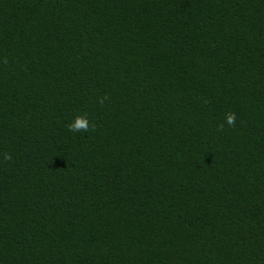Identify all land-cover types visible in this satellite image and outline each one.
I'll use <instances>...</instances> for the list:
<instances>
[{
    "label": "trees",
    "instance_id": "1",
    "mask_svg": "<svg viewBox=\"0 0 264 264\" xmlns=\"http://www.w3.org/2000/svg\"><path fill=\"white\" fill-rule=\"evenodd\" d=\"M5 152L0 264H264V0H0Z\"/></svg>",
    "mask_w": 264,
    "mask_h": 264
},
{
    "label": "clouds",
    "instance_id": "2",
    "mask_svg": "<svg viewBox=\"0 0 264 264\" xmlns=\"http://www.w3.org/2000/svg\"><path fill=\"white\" fill-rule=\"evenodd\" d=\"M235 120H236L235 113L229 112L226 115V123L230 127L235 126ZM94 128H95V125L90 124L87 113L77 115L72 122L66 125L67 131L72 132V133H76V132L87 133L90 129L94 130ZM0 156H2V160L5 163L13 159L11 152L2 153L0 154Z\"/></svg>",
    "mask_w": 264,
    "mask_h": 264
}]
</instances>
